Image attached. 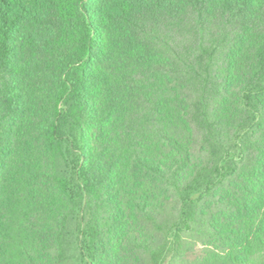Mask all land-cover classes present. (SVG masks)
<instances>
[{"label":"trees","instance_id":"obj_1","mask_svg":"<svg viewBox=\"0 0 264 264\" xmlns=\"http://www.w3.org/2000/svg\"><path fill=\"white\" fill-rule=\"evenodd\" d=\"M0 264H264V0H0Z\"/></svg>","mask_w":264,"mask_h":264}]
</instances>
